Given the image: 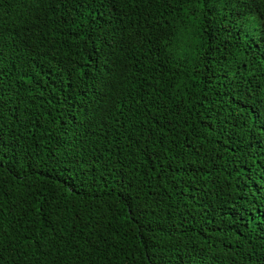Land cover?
Here are the masks:
<instances>
[{"label": "trees", "instance_id": "obj_1", "mask_svg": "<svg viewBox=\"0 0 264 264\" xmlns=\"http://www.w3.org/2000/svg\"><path fill=\"white\" fill-rule=\"evenodd\" d=\"M0 264H264V0H0Z\"/></svg>", "mask_w": 264, "mask_h": 264}, {"label": "snow or ice", "instance_id": "obj_2", "mask_svg": "<svg viewBox=\"0 0 264 264\" xmlns=\"http://www.w3.org/2000/svg\"><path fill=\"white\" fill-rule=\"evenodd\" d=\"M180 39V37L179 36H177V40H179Z\"/></svg>", "mask_w": 264, "mask_h": 264}]
</instances>
